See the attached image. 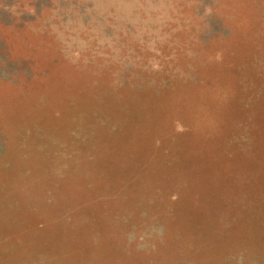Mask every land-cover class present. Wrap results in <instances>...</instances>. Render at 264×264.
<instances>
[{"label": "rangeland", "instance_id": "obj_1", "mask_svg": "<svg viewBox=\"0 0 264 264\" xmlns=\"http://www.w3.org/2000/svg\"><path fill=\"white\" fill-rule=\"evenodd\" d=\"M0 264H264V0H0Z\"/></svg>", "mask_w": 264, "mask_h": 264}]
</instances>
